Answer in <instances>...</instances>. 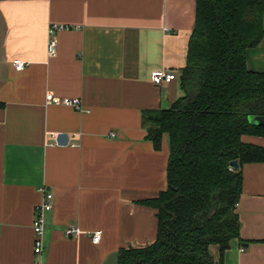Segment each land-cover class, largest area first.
<instances>
[{
	"label": "crops",
	"instance_id": "crops-1",
	"mask_svg": "<svg viewBox=\"0 0 264 264\" xmlns=\"http://www.w3.org/2000/svg\"><path fill=\"white\" fill-rule=\"evenodd\" d=\"M195 7L196 0H0V264H117L119 248L154 241L156 210L140 201L167 186L168 139L155 150L142 117L183 95ZM49 23L71 26L57 33L50 58ZM246 64L264 72V35L246 50ZM158 69L176 78L157 85ZM47 93L80 98L88 111L46 105ZM50 132L65 133L67 144ZM241 140L264 147L263 136ZM241 173L239 238L223 264H264V164H243ZM41 187L53 199L35 253ZM69 225L101 230L99 243L85 233L66 237Z\"/></svg>",
	"mask_w": 264,
	"mask_h": 264
},
{
	"label": "trees",
	"instance_id": "trees-1",
	"mask_svg": "<svg viewBox=\"0 0 264 264\" xmlns=\"http://www.w3.org/2000/svg\"><path fill=\"white\" fill-rule=\"evenodd\" d=\"M263 15L264 0H196L179 74L183 95L142 117L155 150L168 139L167 186L140 201L156 210V237L119 248L117 264H223L230 241L239 238L241 167L264 164V147L241 140L264 137V124L248 121L264 115V72L246 64V50L264 35ZM233 160L237 169H229Z\"/></svg>",
	"mask_w": 264,
	"mask_h": 264
},
{
	"label": "built area",
	"instance_id": "built-area-1",
	"mask_svg": "<svg viewBox=\"0 0 264 264\" xmlns=\"http://www.w3.org/2000/svg\"><path fill=\"white\" fill-rule=\"evenodd\" d=\"M71 26L66 24L59 23H49L47 28V55L48 57H54L57 53V33L61 30L70 29ZM12 65L17 71H21L24 69L26 63L19 59H13L11 61ZM176 78L175 73L169 72L163 69L154 70L152 72V81L153 83L159 85L162 83H168ZM46 105H61L73 108L77 111H88L84 108L82 101L77 97H56L52 93H47L45 96ZM113 135V133H110ZM50 139L56 138V135L52 132L48 133ZM233 166H230L229 169H232ZM39 191L42 194V200L39 204L35 206L34 209V219L32 228L35 234L34 237V252L40 253L42 251V236L44 232V227L46 223V215L52 209V199L53 195L51 192L47 191L44 187H41ZM87 234L92 243L98 244L102 232L101 230L95 231H83L77 226L69 225L64 230V235L68 238L78 237L81 234Z\"/></svg>",
	"mask_w": 264,
	"mask_h": 264
},
{
	"label": "water",
	"instance_id": "water-1",
	"mask_svg": "<svg viewBox=\"0 0 264 264\" xmlns=\"http://www.w3.org/2000/svg\"><path fill=\"white\" fill-rule=\"evenodd\" d=\"M248 121L252 124H264V115L261 116H249ZM57 144L59 145H65L68 142V137L65 133H59L56 135L55 138ZM231 165L237 169L238 168V162L236 160L231 161ZM214 213V209L209 213L208 217H211L212 214Z\"/></svg>",
	"mask_w": 264,
	"mask_h": 264
},
{
	"label": "rangeland",
	"instance_id": "rangeland-1",
	"mask_svg": "<svg viewBox=\"0 0 264 264\" xmlns=\"http://www.w3.org/2000/svg\"><path fill=\"white\" fill-rule=\"evenodd\" d=\"M213 250L215 251V253H216V251H217V248L216 247H213Z\"/></svg>",
	"mask_w": 264,
	"mask_h": 264
}]
</instances>
